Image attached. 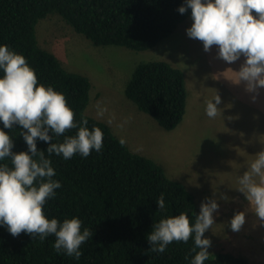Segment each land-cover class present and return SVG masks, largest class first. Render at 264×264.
Listing matches in <instances>:
<instances>
[{"label": "trees", "instance_id": "1", "mask_svg": "<svg viewBox=\"0 0 264 264\" xmlns=\"http://www.w3.org/2000/svg\"><path fill=\"white\" fill-rule=\"evenodd\" d=\"M184 5L185 0H0V46L24 55L40 83L64 93L78 124L87 119L89 130L99 127L103 132L99 152L93 149L88 157L77 153L68 160L62 154L50 157L56 172L53 179L62 187L55 190L44 211L61 223L78 217L82 230L87 227L93 232L81 246L80 259L56 253L54 235L44 240L26 233L13 237L0 225V264H190L194 235L187 243L173 241L164 253L148 251L147 236L153 224L182 212L194 224L199 214L195 196L185 184L168 177L157 162L121 143L108 124L86 115L90 79L67 71L53 53L40 47L36 34L41 19L57 14L96 47L147 51L191 15L190 8L184 14L178 11ZM125 96L164 130L172 131L187 112L185 73L165 61L141 63L126 84ZM4 130L14 141V152L28 151L19 125ZM77 132L78 128L53 136L52 142H63ZM48 147L49 143L37 140L38 150L46 153ZM0 163L11 166L10 159ZM161 193L163 210L156 203ZM204 264L252 263L218 252L210 253Z\"/></svg>", "mask_w": 264, "mask_h": 264}, {"label": "rangeland", "instance_id": "2", "mask_svg": "<svg viewBox=\"0 0 264 264\" xmlns=\"http://www.w3.org/2000/svg\"><path fill=\"white\" fill-rule=\"evenodd\" d=\"M192 23L190 15L171 36L147 51L96 47L57 14L41 19L36 34L40 47L53 53L67 71L90 79L86 115L108 124L133 152L154 160L168 177L185 184L199 212L207 198L217 200L215 224L204 234L211 240L208 252H226L252 264H264V223L238 190L239 177L255 155L264 151V100L259 104V99H251L248 107L244 101L236 113V108H225L227 102L222 100L218 105L221 116L210 119L206 115L207 101L217 94H234L242 100L238 95L242 82L234 81L244 57L228 64L218 58L215 46L205 52L201 41L187 35ZM153 61H165L185 73L187 112L172 131L164 130L125 96L136 67ZM259 94L264 96V88ZM239 211L246 212V223L233 232L230 221Z\"/></svg>", "mask_w": 264, "mask_h": 264}, {"label": "clouds", "instance_id": "3", "mask_svg": "<svg viewBox=\"0 0 264 264\" xmlns=\"http://www.w3.org/2000/svg\"><path fill=\"white\" fill-rule=\"evenodd\" d=\"M191 9L193 21L187 35L203 43L204 51L218 48V58L228 64L241 57L244 62L234 83L245 82L246 90L255 93L253 101L264 88V0H185L178 11L184 14ZM0 225L6 226L13 237L26 233L41 240L55 236L53 248L79 260L81 246L93 236L83 227L78 217L49 219L44 206L55 198V190L62 185L53 179L56 172L51 155L62 154L65 160L79 153L88 157L92 150L99 152L103 146V132L99 127L89 130L88 120L78 124L76 113L68 105L66 95L52 86L39 82L38 75L24 55L0 46ZM221 97L206 103L205 112L210 119L220 115ZM19 125L28 151L14 152V141L9 132ZM78 132L66 136L63 142L53 143V136H61L72 129ZM51 133V134H50ZM49 143L45 151L37 149V140ZM121 143H124L121 140ZM247 171L239 177L238 190L249 201L251 211L264 223V151L255 155ZM227 199V197H222ZM159 210L165 208L164 193L156 201ZM216 199L207 198L201 203L195 223L186 213L162 218L153 224L147 236L150 252L164 253L173 241L187 243L194 235L195 253L190 264H204L209 258L211 240L205 232L215 224L218 212ZM246 223V212H236L230 221L233 232H239ZM185 259H188L187 257Z\"/></svg>", "mask_w": 264, "mask_h": 264}, {"label": "crops", "instance_id": "4", "mask_svg": "<svg viewBox=\"0 0 264 264\" xmlns=\"http://www.w3.org/2000/svg\"><path fill=\"white\" fill-rule=\"evenodd\" d=\"M240 90H241V92H238V95L241 96L242 100L235 99L236 95H234V94H232V95H224V96L221 97V101L223 100V101L227 102L225 104V108H228V107H229L228 109L236 108L234 113H236L238 111L237 107H240V108L243 107L244 101H247L246 105L248 107L249 106V101L252 99V97L254 95H256L255 93H250V92H248L246 90V84H244V82H242V84H240ZM212 98H214V97L212 96L210 99H212ZM232 98H234V99H232ZM257 99H259V104H261V102H263V100H264V96H261V94H259L257 96L256 100ZM229 102H231V104ZM228 109H226V112L231 113L230 111H232V110L228 111ZM223 114H225V113L223 112Z\"/></svg>", "mask_w": 264, "mask_h": 264}]
</instances>
